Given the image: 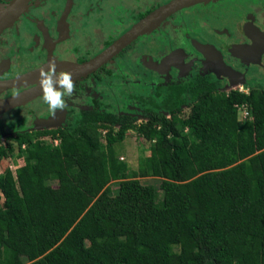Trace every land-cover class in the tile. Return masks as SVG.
Listing matches in <instances>:
<instances>
[{"label": "trees", "instance_id": "1", "mask_svg": "<svg viewBox=\"0 0 264 264\" xmlns=\"http://www.w3.org/2000/svg\"><path fill=\"white\" fill-rule=\"evenodd\" d=\"M149 80L138 113L95 104L0 141V162L15 144L24 163L0 173V264H264V88ZM128 132L151 143L134 169L116 149Z\"/></svg>", "mask_w": 264, "mask_h": 264}, {"label": "flooded vegetation", "instance_id": "2", "mask_svg": "<svg viewBox=\"0 0 264 264\" xmlns=\"http://www.w3.org/2000/svg\"><path fill=\"white\" fill-rule=\"evenodd\" d=\"M20 1L0 0V15L7 13L12 2L18 7ZM104 1L106 0H26L21 9H16L15 18L0 29V81L19 80L26 75L29 77L22 78L24 80L18 84H12L0 91V101L23 91L41 90V72L47 73L50 65H55L57 76L61 72L77 70L79 66L110 47L136 24L148 20L149 15L159 7L174 0L148 1L146 8L134 15L135 18H128L125 22L119 20L124 27L119 33L108 34L105 39L91 40L87 37L86 43L76 41L75 34L81 31L76 25L84 22L88 26L96 24L91 19L100 12ZM252 1L251 5V0H234L243 3L248 9L237 16L222 13L220 8L215 9L212 13L222 23L211 29L206 28L209 18L206 14L209 13L208 10H213L208 6L211 3L212 6H218L223 4V0L209 1L175 11L152 30L135 37L102 65L73 81L75 91L71 96L63 97L65 108L57 109L53 114L49 111V105L44 102V93H41L23 105L0 114V118L4 115H17L13 122L4 124L0 120L1 143L4 144L5 134L10 141L17 133L16 129L32 131L59 128L64 125L70 113H80L93 108L95 104L121 114L134 111L138 113L140 108L133 95L136 93L137 83L149 79L162 86L169 82L184 84L191 81L196 74L205 71L212 80H219L222 84L232 78L250 86L264 88V53L261 52L257 57L253 52L261 49L258 40L261 34L264 35V0ZM256 8L259 9L257 14L254 11ZM2 18L4 17L0 16ZM201 20L205 22L201 24ZM88 32L82 29L83 36H87ZM206 34L214 37V44L209 43ZM192 41L217 50L220 63L232 68L235 76L229 74V71L226 72L218 63L210 62L206 57L210 56L207 47L202 49L203 46H198L204 50V54L193 47ZM86 47H89V51ZM70 57L75 59L76 64L67 70H59ZM121 65L131 67L130 79L119 73L118 67H122ZM57 76H53V80ZM56 90L62 91L61 88ZM114 91H120L124 95L123 107L114 104L116 96H110ZM49 118L53 122L51 126H39L43 120ZM28 120L30 122L26 124ZM5 126L8 127L7 133L3 130Z\"/></svg>", "mask_w": 264, "mask_h": 264}, {"label": "rangeland", "instance_id": "3", "mask_svg": "<svg viewBox=\"0 0 264 264\" xmlns=\"http://www.w3.org/2000/svg\"><path fill=\"white\" fill-rule=\"evenodd\" d=\"M148 1L151 0H122L121 2L119 0H106L102 3L100 6V12H98L95 17H93L91 20H95L96 24H93L91 26H88L84 22V24H77L76 26L81 29V31L78 34H75V40L80 43H86L87 37L91 40H101L105 39L108 34L110 33H119L121 29L124 27L122 23L119 22V20L124 21L126 19H132L135 18L134 15H137L138 12L143 11L146 8V5ZM212 4V3H211ZM209 5L208 7H212L213 10H208V14H206L207 18V29L214 28L222 23V20L219 19L216 14L212 13L215 9L220 8L221 12H225L227 15L235 14L236 16L242 13L243 10H248L243 3L234 2V0H223V4L221 3L218 6H212ZM250 4H253V1L251 0ZM222 6V7H220ZM249 7V5L247 6ZM257 13H259V9L256 8L254 10ZM98 16V17H96ZM231 16V15H230ZM232 21V19H230ZM202 22H205L204 20H201ZM90 27V30H89ZM82 29H86L89 32L86 34L87 36L82 35ZM24 38L26 39V31L23 33ZM195 35V34H194ZM207 35V34H206ZM206 39L209 41V43L214 44L215 39L214 37L207 35ZM219 48V47H218ZM89 51V47L85 48ZM224 53V51H223ZM118 64L120 62H117ZM145 63H148L147 61ZM76 64V61L73 57L68 58L62 65V67L59 70H67L74 66ZM122 66V65H121ZM149 66H152L149 64ZM119 68V73L124 76V78H131L130 71L131 67H128L126 65ZM134 68V67H132ZM114 74H116V71H113ZM120 83H122L119 79H117ZM116 81V80H115ZM125 80H123L124 82ZM123 84V83H122ZM105 85V84H104ZM120 85V84H119ZM112 98H114V104H118V106L123 107L124 106V95L121 94L120 91H114V94L111 93L110 95ZM20 115V114H18ZM45 116V115H44ZM17 117V115H4L0 118V120L6 124L9 122H13L14 119ZM30 120L26 122V124H29ZM5 133L8 132V127L3 128ZM11 132V131H10ZM8 138L6 137V134L3 138V143H7ZM48 139V138H46ZM48 141V140H47ZM102 143H104V140L102 139ZM151 143L148 141H145L141 137H139L136 133L128 132L126 134L125 140L122 142L121 145H117V153L119 160L122 162H125L129 165L131 169H134L137 164V159L140 155H148V147ZM15 152L14 155L10 158L4 159L0 162V173L3 172L6 168L11 169L14 171L16 168L21 167L23 165L22 155L17 152V147L14 144ZM139 182V185L149 188H158L159 180L154 178H143L136 180ZM53 186H56L55 183L52 184ZM118 188L117 182H111L109 185V190L111 193H115Z\"/></svg>", "mask_w": 264, "mask_h": 264}, {"label": "water", "instance_id": "4", "mask_svg": "<svg viewBox=\"0 0 264 264\" xmlns=\"http://www.w3.org/2000/svg\"><path fill=\"white\" fill-rule=\"evenodd\" d=\"M26 0H21L18 3V7L14 2H12L9 6H8V11L6 14H4V16L1 14V17H4L2 19H0V29L2 27H4L7 23H9L11 20H13L15 18L16 13L15 10H19L23 7L24 3ZM209 1H215V0H174L162 7H159L153 14L149 15L148 18L153 17L155 14H159V17L152 22L151 24L144 26L145 24V19L143 22H140L139 24H136L134 27H132L126 34H124L123 36H121L117 41H115L110 47H108L107 49H105L102 53H100L98 56H96L95 58H93L92 60H90L89 62L79 66V68L75 71L70 72L72 75V80L75 81L78 78L88 74L89 72L93 71L94 69H96L97 67H99L100 65H102L106 60H108L110 57H112L113 55H115L117 52H119L125 45H127L128 43H130L135 37H137L138 35L145 33L149 30H152L155 25H157L161 20L165 19L167 16H169L170 14L174 13L175 11L178 10H182V9H186L195 5H199L202 3H206ZM260 39L258 41H260L261 44V49L259 51L257 50H253L254 53H256V56L258 57L260 55V53H264V35L261 34L260 35ZM192 45L193 47L198 50L199 52L204 53L201 48H198V46H203V47H207V49L211 50L213 53V57L216 59L218 65L221 68H224L226 72H228L229 74L235 76L233 74L234 70L232 68L229 67H225L222 63H220V56L218 54V51L215 50L213 47L211 46H207V45H202L198 42L192 41ZM205 54V53H204ZM49 58L51 56L50 51H49ZM29 76L26 75L22 78L27 79ZM238 77V76H237ZM20 78L19 80H11V81H0V91L4 90L6 87H11L10 85L12 84H18L20 81L24 80ZM56 80V79H55ZM54 80V81H55ZM6 84H3V83ZM2 84V85H1ZM52 87L54 89L60 88L58 83H53ZM43 93V89L39 90V91H35V90H29V91H23L20 92L16 95H13L11 97H8L6 100L4 101H0V104L2 102H7L5 104V106L1 107L0 106V114L13 109L15 107L21 106L24 103L28 102L29 100L35 98L37 95ZM51 118V117H50ZM49 119L47 120H43V122H48ZM37 124H39V122H37ZM53 124L52 123H43V124H39V126H43V127H49Z\"/></svg>", "mask_w": 264, "mask_h": 264}, {"label": "clouds", "instance_id": "5", "mask_svg": "<svg viewBox=\"0 0 264 264\" xmlns=\"http://www.w3.org/2000/svg\"><path fill=\"white\" fill-rule=\"evenodd\" d=\"M53 76H57L54 64L49 66L47 73L41 72V85L44 93L43 99L49 105V111L54 114L57 109L66 107L63 97L71 96L75 91V85L71 73L61 72L55 81L53 80ZM53 83H58L62 91L54 89L52 87ZM1 201H3V196L0 193Z\"/></svg>", "mask_w": 264, "mask_h": 264}, {"label": "built area", "instance_id": "6", "mask_svg": "<svg viewBox=\"0 0 264 264\" xmlns=\"http://www.w3.org/2000/svg\"><path fill=\"white\" fill-rule=\"evenodd\" d=\"M231 89L234 91H238L240 93H243V94H248V91H249L248 88H245L241 84H237V85L233 86ZM236 111H237V120L239 122H245V121L251 122L253 120V114H252V110H251V107L249 104L243 103V104L236 106ZM103 134H104V132H103ZM43 141H45L46 143H51L53 145L58 144L57 140H50L49 138L48 139L43 138ZM22 148H24V147H22Z\"/></svg>", "mask_w": 264, "mask_h": 264}, {"label": "bare ground", "instance_id": "7", "mask_svg": "<svg viewBox=\"0 0 264 264\" xmlns=\"http://www.w3.org/2000/svg\"><path fill=\"white\" fill-rule=\"evenodd\" d=\"M159 14H160V13L155 14L153 17L149 18V19L145 22L144 26H147V25L151 24L152 22H154V21L159 17ZM203 48H204V47H202V49H203ZM205 49H206V48H205ZM206 50L209 51V55H210V56L206 55L207 59H208L210 62H212V63H217L216 59L213 57V53H212V51L209 50V49H206ZM3 84H4V83H3ZM1 85H2V84H1ZM6 103H7L6 101H5V102H2V103L0 104V106L3 107V106H5ZM51 122H52V121L43 122V123H51ZM43 123H41V124H43Z\"/></svg>", "mask_w": 264, "mask_h": 264}, {"label": "crops", "instance_id": "8", "mask_svg": "<svg viewBox=\"0 0 264 264\" xmlns=\"http://www.w3.org/2000/svg\"><path fill=\"white\" fill-rule=\"evenodd\" d=\"M22 160H23V158H22ZM24 164V163H23Z\"/></svg>", "mask_w": 264, "mask_h": 264}]
</instances>
